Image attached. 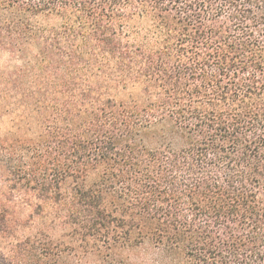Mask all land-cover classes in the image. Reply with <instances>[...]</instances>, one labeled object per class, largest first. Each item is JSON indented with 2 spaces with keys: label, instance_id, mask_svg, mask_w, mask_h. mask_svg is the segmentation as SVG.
I'll return each instance as SVG.
<instances>
[{
  "label": "trees",
  "instance_id": "1",
  "mask_svg": "<svg viewBox=\"0 0 264 264\" xmlns=\"http://www.w3.org/2000/svg\"><path fill=\"white\" fill-rule=\"evenodd\" d=\"M3 55L15 264H264V0H0Z\"/></svg>",
  "mask_w": 264,
  "mask_h": 264
},
{
  "label": "rangeland",
  "instance_id": "2",
  "mask_svg": "<svg viewBox=\"0 0 264 264\" xmlns=\"http://www.w3.org/2000/svg\"><path fill=\"white\" fill-rule=\"evenodd\" d=\"M7 61V55L0 56V72L7 70ZM10 248L11 245L8 242L0 241V264H15L16 261H14L15 259L11 255L12 251ZM132 257H134L132 263L140 264L139 262H143V264H149V248L136 250Z\"/></svg>",
  "mask_w": 264,
  "mask_h": 264
}]
</instances>
